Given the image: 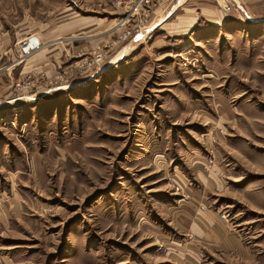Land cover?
<instances>
[{"label": "rangeland", "instance_id": "obj_1", "mask_svg": "<svg viewBox=\"0 0 264 264\" xmlns=\"http://www.w3.org/2000/svg\"><path fill=\"white\" fill-rule=\"evenodd\" d=\"M135 1L0 0L2 264H180L177 214L203 211L264 264V22L150 0L149 31L80 68Z\"/></svg>", "mask_w": 264, "mask_h": 264}, {"label": "crops", "instance_id": "obj_2", "mask_svg": "<svg viewBox=\"0 0 264 264\" xmlns=\"http://www.w3.org/2000/svg\"><path fill=\"white\" fill-rule=\"evenodd\" d=\"M232 2L233 11H229L225 15L224 11H228L230 8H226V10L220 8V14H212V26H222L227 21H231L232 24L264 22V0H233ZM218 85L219 83H217ZM199 178V188L202 193L213 189L212 181L205 175L200 173ZM12 200L13 204L19 203L17 200ZM8 204L10 205V203ZM0 215L2 217L0 220H4L2 212ZM177 215L179 222H175V226L182 234L180 238L182 241L179 245L175 244L180 251L184 252L180 255V264H198L201 255L213 256L214 254L225 256L228 259V264H257L241 236L232 229L230 224L218 218L216 214L203 211L194 212L193 216L192 212ZM2 263L3 261L0 259V264Z\"/></svg>", "mask_w": 264, "mask_h": 264}, {"label": "built area", "instance_id": "obj_3", "mask_svg": "<svg viewBox=\"0 0 264 264\" xmlns=\"http://www.w3.org/2000/svg\"><path fill=\"white\" fill-rule=\"evenodd\" d=\"M151 4L152 2L150 0H136L135 2H132L127 9L123 11L122 17H119L116 22V25L120 27V31L118 32L116 39L113 40L109 46L97 49L91 55L81 60L79 67L89 70L101 65L104 61L105 54H107L109 50L113 49V45H117L115 43H123L149 31L147 30L148 26H146V17L149 13ZM36 40L37 39L31 35L22 39L19 41V50L24 54L29 53V51L37 47L38 41ZM29 41H32L33 48L26 52L24 51L23 45L25 42ZM202 165L205 169L206 166L204 162ZM222 217L223 215H221V218Z\"/></svg>", "mask_w": 264, "mask_h": 264}]
</instances>
